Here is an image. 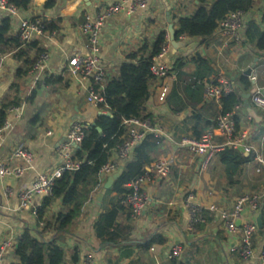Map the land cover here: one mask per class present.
<instances>
[{
    "label": "crops",
    "instance_id": "0c3cea01",
    "mask_svg": "<svg viewBox=\"0 0 264 264\" xmlns=\"http://www.w3.org/2000/svg\"><path fill=\"white\" fill-rule=\"evenodd\" d=\"M4 1L8 4V0ZM123 1L126 0H57L52 8L45 9V0H31L26 10H17L8 4L16 9L14 15L0 10V23L3 19L9 20L7 43L0 48L1 54L6 55L0 68V110L5 104H14V107L24 105L20 119L13 114L5 117L11 129L4 132L0 148V167L22 170L18 178H0V245L8 243L0 264H19L15 248L25 232L35 238L42 233L46 242L59 247L64 253L63 264H261V257H264V173L255 174L254 154H245L251 155L252 159L237 176L227 181L215 156L210 166L201 171V159L179 147L178 142L184 137H202L212 128L213 144L226 143L216 130L217 117H209L208 105L214 102L205 98V86L213 85L221 92L230 89L242 100L241 96L251 89L250 85V89L245 90L241 82L245 77L242 73L252 65L259 84L264 86V52H257L245 38L249 24L264 32V0H252L251 8L243 15L240 43L229 41L220 29H216L208 39L182 36L177 42L183 47L175 52L170 47L168 53L158 60V64L169 69V74L161 81L153 79L149 82V98L140 117L163 130L168 138L161 139L159 143L150 137L145 139L156 146L152 155L149 154L154 160L145 167L146 173L151 172L150 179L142 187L148 201L136 218L125 205L118 212L115 225L122 229L114 232L113 238L118 239L114 244L103 243L95 234L99 217L113 209L119 200L117 193L108 194L103 190L109 176L100 174L98 185L78 187L83 208L63 233H55L53 227L58 216L67 214L72 206L62 205L61 199L47 202L42 223L36 221V213L45 202L42 196H32L28 205L20 208L21 190L39 176L49 175L62 165L61 150L71 126L78 124L87 128L95 124L100 115L109 114L105 109L86 103L89 84L70 73L67 63L74 56H88L86 39L79 31L86 18L93 20L105 7ZM164 1L168 6L169 21ZM199 7L197 0H150L144 10L130 16L118 14L107 19L99 33L97 53L105 71L102 87L105 89L118 79L119 69L127 56L145 43L151 46L161 32L167 33L168 25H172L175 33L177 21L190 18ZM35 19L56 28L51 32L44 31L42 37L34 38L23 47L15 45L13 41L18 38L20 23ZM42 54L47 55L45 73L41 83L29 94L31 65L28 63ZM176 61L182 65L179 70H174ZM194 77L201 80L199 85L202 86L197 97L189 98L184 91L187 86L192 89ZM161 88L166 89L163 96ZM254 113L261 120L255 121L244 105L242 110L237 108L239 130L247 132L248 144L256 152H261L264 158V119L261 112ZM206 122H209L207 127L204 125ZM16 151L30 153V165L16 157ZM76 153L75 149H68L73 161H76ZM114 154L112 150L109 160L114 158ZM169 156L175 159L171 173L158 180L152 172L153 164ZM134 160L132 150L127 162ZM125 164L126 161L120 163L118 170L123 172ZM101 194V201H96L95 197ZM188 195L201 207L204 220L193 228H189L188 213L183 203ZM245 195L258 198L257 210L252 212L245 208L235 225L254 223L257 227V222L260 224L253 237L254 257L247 261L235 252L239 249V234L228 232L220 215L210 212L212 208L231 211L236 201ZM46 225L51 230L43 232ZM158 239L162 242L146 245ZM175 249L177 254L172 256Z\"/></svg>",
    "mask_w": 264,
    "mask_h": 264
},
{
    "label": "trees",
    "instance_id": "16d2710c",
    "mask_svg": "<svg viewBox=\"0 0 264 264\" xmlns=\"http://www.w3.org/2000/svg\"><path fill=\"white\" fill-rule=\"evenodd\" d=\"M57 0H45L43 7L52 8ZM200 7L188 19H179L176 23L177 31L174 34L175 41L184 36L188 38H210L217 29L218 23L228 14L241 12L243 15L249 11L252 0H197ZM31 0H8V4L14 6L17 10H26L30 6ZM210 4V7H207ZM264 4V1H263ZM264 20V10H263ZM56 27L51 24H43L45 32L53 31ZM9 32V20L3 19L0 23V48L7 43L6 36ZM245 38L251 43L257 52H264V32H260L254 24H249L246 29ZM15 39V45L20 46V42ZM166 41V33L161 32L151 46L146 43L135 53L127 56L126 61L119 69L117 80L110 82L104 89L103 97L106 109L102 106L99 109H105L110 116H99L95 122V127L100 129L98 133L95 128H84V139L74 157L80 163L76 172H66L60 179L55 181L52 196L45 199L41 209L36 213L37 223H42L43 210L47 202L52 199H61L62 205L72 206V209L65 215L58 216L53 230L55 233H63L66 228L81 214L83 208V198L80 200L78 187L88 185H98L100 177V168L110 158L111 151L121 144L123 134L122 121L131 118H139L144 103L148 100V84L153 77L150 68L154 64L155 57L160 53L163 44ZM1 53V51H0ZM40 52H37V54ZM38 58V57H37ZM30 61L28 65L32 66L35 61ZM30 66V68H31ZM180 61H176L174 70L181 68ZM25 75V72H22ZM184 80L186 79L185 76ZM192 89L186 87L184 95L192 98L200 93L199 80L194 77ZM187 82V79L185 80ZM245 90L250 89V83L245 77L241 79ZM199 88V89H198ZM198 92L197 94H195ZM14 104H5L0 110V127L5 121L7 110L14 107ZM209 117L215 118L219 115L232 114V120L235 125L234 136L239 131L240 119L237 115V108L243 109L242 100L236 93L222 95L219 99V105L210 104ZM209 126V122L204 124ZM203 127V126H202ZM200 127V128H202ZM198 137V136H196ZM156 146L145 140L134 149L135 160L127 162L123 166V172L114 182L113 186L105 191L106 193H117L119 196L118 204L107 213L101 215L95 225V234L103 243L114 244L118 239L113 238L114 232H119L122 228L115 225L118 212L123 210V196L126 186L134 179L146 173L145 167L154 159L152 152ZM217 162L222 166L224 177L231 181L232 177L237 176L240 169L251 159V155H245L239 149L225 147L223 151L215 155ZM214 158V159H215ZM210 166V165H209ZM89 193V191H88ZM105 193V194H106ZM51 227L46 225L43 232H48ZM124 230H122L123 232ZM162 242L160 239L152 240V243ZM15 255L19 264H63L64 253L55 246L53 242H46L39 233L38 238L32 237L25 232L17 241Z\"/></svg>",
    "mask_w": 264,
    "mask_h": 264
},
{
    "label": "built area",
    "instance_id": "2783aa9c",
    "mask_svg": "<svg viewBox=\"0 0 264 264\" xmlns=\"http://www.w3.org/2000/svg\"><path fill=\"white\" fill-rule=\"evenodd\" d=\"M150 0H126L121 3L113 4L105 7L95 16L93 20L86 18L85 22L79 27L80 34L86 39V48L88 50V56L78 57L74 56L68 60L67 66L70 73L77 75L81 80L87 81L89 88L87 89L86 103L98 108L105 106V100L103 97L104 88L102 83L105 77V71L100 65L97 53L99 50V33L104 25L105 21L113 15L125 14L132 15L138 10H144ZM0 10L7 12L10 15L16 13V9L9 6L4 0L0 1ZM243 14L241 12L230 13L225 16L217 26V29L223 31L228 37L229 41L233 43H240V30ZM44 35L43 24L39 20H23L20 23V30L18 39L20 47L29 44L36 37H42ZM170 49V43L168 34L166 33V41L163 44L160 53L155 57L154 64L150 68V73L154 80H163L169 74V69L163 65L158 64V60L165 56ZM6 55L0 53V68ZM47 61V55H40L35 63L31 66L29 73L31 75V83L29 88V94L41 83V77L45 73V63ZM250 68V67H249ZM248 68V69H249ZM245 73V72H244ZM244 73H242L244 75ZM251 85V88L255 89V93L250 96L248 102L250 108L253 111L261 112L264 119V86H261L258 82L257 75L254 68L251 69L250 74L245 76ZM205 98L212 100L219 105V99L222 95L231 93L230 89H225L221 92L213 85L205 86L204 90ZM166 94V89L161 88V95ZM24 111V105L20 104L16 107H11L7 110V114H13L16 119H20ZM251 121V117H248ZM123 134L121 138V144H119L113 151L115 152L114 158L108 160L100 168V174L105 177L111 176L116 173L119 164L127 161L132 150L135 149L142 141L147 137L154 139L157 143L161 139L168 138L166 133L158 127H154L145 118H131L123 120L122 123ZM215 127L220 136L226 139V143L223 145H215L212 142L213 129L208 131L199 138L184 137L178 142L179 147L186 150L188 153L199 157L201 159L200 170L204 171L212 162L213 157L223 151L225 147L232 149L242 148L244 154H254L253 162L255 164V174L260 175L264 173V158L261 152L251 147L248 142V134L246 131L239 130L236 136H234L235 125L232 120V114L219 115L215 119ZM11 129V126L4 121L0 127V148L3 144L4 132ZM85 129L78 124L71 126L67 134V142L62 147L61 157L63 159L62 165L52 171L49 175L39 176L30 186L24 187L20 194V208H25L28 205L29 199L34 195H40L44 199L52 196V190L55 181L66 172H76L80 167V163L73 161L68 155V149L72 148V145H81L84 139ZM16 157H20L24 160L25 165H30L32 156L26 151H16ZM175 159L173 156L163 157L157 160L153 164L152 172L158 180L165 179L171 173V169L174 166ZM22 174L21 169L9 170L5 167H0V178L15 177L18 178ZM151 172L144 173L140 177L134 179L125 188V195L123 196V205L127 206L132 217L136 218L141 215L148 199L142 190L144 184L150 179ZM7 192V190L5 191ZM191 195L184 198V206L188 213L189 228L203 223L202 209L195 204ZM258 198L251 196H242L239 198L231 211H219L212 208L210 212L212 214L218 213L224 222L225 228L230 233H237L240 236V244L237 252L241 258L245 261L252 259L255 254L253 247V237L257 232V227L254 223H244L239 227L235 225L237 220H240L245 208L250 209L252 212L257 210ZM8 250V243L0 245V262L5 256ZM234 249L231 250L233 252ZM176 249L172 252V256H176ZM261 264H264V257H261Z\"/></svg>",
    "mask_w": 264,
    "mask_h": 264
},
{
    "label": "water",
    "instance_id": "95a60500",
    "mask_svg": "<svg viewBox=\"0 0 264 264\" xmlns=\"http://www.w3.org/2000/svg\"><path fill=\"white\" fill-rule=\"evenodd\" d=\"M165 2V5H166V8H167V12H166V19L167 21H169V10H168V6H167V3L166 1ZM167 34H168V39H169V43H170V47L171 49L175 52V51H178L179 49H181L183 47V44L182 43H178L177 41H175L174 39V30H173V27L172 25H168L167 27ZM254 68V65H252L249 69H247L244 73V76H248L250 74V71L251 69ZM255 93V89L254 88H251L250 91L247 93V94H244L242 95V100H243V105L247 111V113L255 120V121H259L261 120V118L259 119L256 114L254 113V111L249 107V103H248V100L250 98L251 95H253ZM101 116H106V117H109L110 114H103ZM89 128H95V130L100 133V129L95 127V124H91ZM72 148L75 149L76 151H79L80 150V147L79 146H76V145H72ZM239 151L241 153L244 154L243 152V149L242 148H239ZM122 173V169H119L116 173L112 174L111 176H109L106 180V183L105 185L103 186V190L104 191H107L109 190L113 183L120 177ZM101 198H102V194L101 195H97L95 197V200L96 201H101ZM257 227L260 228V224L259 222H257Z\"/></svg>",
    "mask_w": 264,
    "mask_h": 264
}]
</instances>
